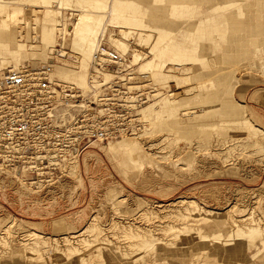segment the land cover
Segmentation results:
<instances>
[{
    "label": "rangeland",
    "instance_id": "374dc122",
    "mask_svg": "<svg viewBox=\"0 0 264 264\" xmlns=\"http://www.w3.org/2000/svg\"><path fill=\"white\" fill-rule=\"evenodd\" d=\"M21 1L9 8L21 21L6 20L10 33L0 26L1 39L21 46L11 54L0 43V70L49 69L55 78L65 65L82 76L69 36L55 46L35 33L45 4ZM97 1L98 14L121 26L99 30V44L116 51L108 32L127 31L130 52L162 64L137 71L128 53L117 72L121 94L140 96L134 135L93 143L40 192L0 177V264H263L264 0ZM77 14L62 10L59 23L70 29ZM89 71L98 82L107 72ZM129 73L136 79L122 85ZM113 141L135 144L109 153ZM237 222L254 233L243 244L222 241Z\"/></svg>",
    "mask_w": 264,
    "mask_h": 264
},
{
    "label": "built area",
    "instance_id": "2783aa9c",
    "mask_svg": "<svg viewBox=\"0 0 264 264\" xmlns=\"http://www.w3.org/2000/svg\"><path fill=\"white\" fill-rule=\"evenodd\" d=\"M128 67L125 55L98 44L91 68L113 75L94 91L98 76L90 73L92 92L86 94L54 80L46 69L9 68L0 74V177L40 192L65 177V166L93 143L134 133L133 101L140 96L122 95L117 75Z\"/></svg>",
    "mask_w": 264,
    "mask_h": 264
},
{
    "label": "bare ground",
    "instance_id": "6f19581e",
    "mask_svg": "<svg viewBox=\"0 0 264 264\" xmlns=\"http://www.w3.org/2000/svg\"><path fill=\"white\" fill-rule=\"evenodd\" d=\"M31 1H34V2L39 1V3L42 2L45 4V5L44 4L43 5L46 8L44 14L40 18L41 26H40L39 32L35 31V33L39 34V40L42 43H46L49 45L55 44V46L56 45L63 46L64 42L67 39L66 36H69L68 37L69 51L74 53V54L80 55V57L82 58L80 63L82 65H84L85 70H84V74L82 76L77 75L76 70L79 68V67L75 68L77 66L73 67L72 69L69 66L67 67L65 65L59 66L55 69V71H53L56 76H54L50 73L52 76L55 77L53 79L54 80H56V79L62 80L64 82L67 81L68 83L71 82L70 84H73L76 88H79L82 93H84L86 90L88 91V93L92 92L90 90L91 87H90V85L86 79L85 74L86 73H88V75L90 74V71L88 72V68H89V66H91V62H90V65H88V64H89V61H91L90 59L92 57H94L95 51L97 50V47L99 44L98 31L99 30L105 31V29H107L108 26L117 27V28H121V26H118L115 22L114 23L110 22L108 19H104L103 15L98 14V13H100V10L105 7V5H103L102 3H100L97 0H31ZM15 2H16V0H0V12L5 13L0 17V26L3 27L6 31H8L7 30L8 27L10 28L13 25V24L8 25L6 20H10V18H12V17L14 18V15H15V17H17L16 12L19 11V10L18 11L16 10V12H15L14 11L15 9L9 10V8H11ZM52 3L56 4L55 8L52 7V5H51ZM62 10H73V11L75 10V11L79 12V14H77L76 21L72 23L70 29L63 26L62 23L61 24L59 23L58 17L60 16V14H62ZM13 18H12V20H13ZM15 19H17V18H15ZM13 21L15 22V20H13ZM18 21H21V20H18ZM18 21H17V23H18ZM13 27L14 26H12V28ZM10 31L13 32L14 29H12ZM125 32L128 33L127 31H124V35H120L118 37V36H115L114 34H112L111 31H109L106 41L108 43H111L115 47L116 51L121 53V55H126V54L130 53L131 54L130 56H132L131 62L138 64L139 70L137 69V71L151 72L152 70H155V68L157 67L158 64H162V63H158V61H156V63H153V60H151V59L150 60L147 59L144 61V53L141 54L140 51H138V50L133 49L134 52H133V50H132V52H130L128 44L124 41L125 35H126ZM57 35H61L63 43H58L56 40H54V38ZM15 38L16 37H14V36H12V38L9 37L8 34L3 35L2 39L0 38L1 39L0 43L2 45H4V50H3L4 53L9 52L12 54V53H14L13 51L17 52L16 48H19L21 46V44ZM13 48H15V49H13ZM61 49H63V48H61ZM147 52L150 53L149 51H147ZM62 54H64V53H62ZM0 58H2L1 54H0ZM78 66L81 67V65H78ZM9 68H11V66L3 65L2 69H4V70L3 71L0 70V72L5 73ZM105 71H107V72L102 73V82H97L94 84V89H95L94 91L98 90L101 86H103L105 84V82L109 80V77H111L113 75L111 71H108V70H105ZM91 73H94V72H91ZM130 75H131V73H129V76ZM68 79H70L71 81ZM127 79H129V83H131V82H134V79H136V78H133L132 76H130ZM138 84H142V83L140 82ZM138 84H133V85L129 86L128 88L139 90L141 87L144 86V85H138ZM84 94H86V93H84ZM187 113H189V112H187ZM132 134L134 135V133H132ZM132 144H135V143H133L132 141H130V143H123L120 141L114 142L113 141V142H109L106 145L107 147L105 149L109 153H113L115 150L120 149L122 151V154L125 155V154L131 152V149L129 148V146ZM125 152H127V153H125ZM73 162H77V159L70 161V163H68V165L65 166V170H64L65 174H67V171L69 170L68 166L73 164ZM74 167H75V165H74ZM71 170H72V167H71ZM246 224H248V223H246ZM253 233H254V227L246 225V228H243L237 222V224H233L229 228L227 238L226 239L223 238L222 241H227V239H229V240L233 241L234 243H236V245L237 244H243L245 241V238L251 236ZM248 258H249V256H248ZM263 264H264V262H263Z\"/></svg>",
    "mask_w": 264,
    "mask_h": 264
}]
</instances>
